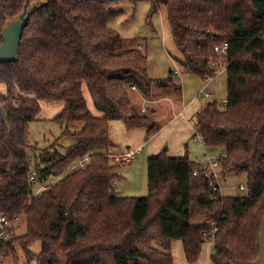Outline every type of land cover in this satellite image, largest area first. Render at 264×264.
Here are the masks:
<instances>
[{
    "label": "trees",
    "instance_id": "trees-1",
    "mask_svg": "<svg viewBox=\"0 0 264 264\" xmlns=\"http://www.w3.org/2000/svg\"><path fill=\"white\" fill-rule=\"evenodd\" d=\"M25 1L0 0V43L2 28ZM140 1L150 3V27L164 9L182 71L206 81L225 68V109L206 103L192 126L206 148L225 155L218 159L221 177L246 176L244 195H219L202 175H193L196 162L165 152L148 158L146 197L114 195L122 165L110 157L109 122L143 129L147 138L161 128L132 99L135 91L151 96L145 54L122 48L123 39L108 26L116 6ZM38 3L17 59L0 64V105L8 119L5 124L0 117V216L26 220L24 235L15 236L13 227L0 240L1 259L17 264L18 246L25 264H173L172 244L180 241L193 264L215 221L210 263L253 264L264 219V0ZM224 44V53L214 50ZM83 86L100 117L89 111ZM53 102L64 105L53 120L75 142L63 156H34L45 165L32 166L28 153L35 149L27 144L26 125L38 119L41 103ZM84 157L89 164L64 174ZM52 180L35 196L36 183Z\"/></svg>",
    "mask_w": 264,
    "mask_h": 264
},
{
    "label": "rangeland",
    "instance_id": "rangeland-1",
    "mask_svg": "<svg viewBox=\"0 0 264 264\" xmlns=\"http://www.w3.org/2000/svg\"><path fill=\"white\" fill-rule=\"evenodd\" d=\"M38 2L39 0H35ZM116 14L108 22L110 29L116 31L123 39L122 48L137 47L143 54H145L148 63V77L152 80L151 96L148 99H144L140 93L132 96L133 102L140 105L144 112L153 115V118L162 125L169 123V117L174 112L179 111L183 106V102L189 101L194 97H197V93L204 87L206 92L212 95L210 99L202 98V96L196 100L203 107L206 103L215 101L218 108L225 109V99L227 95L226 86V74L219 72L216 74L217 79L210 82L209 85L205 81L200 80L196 75L183 72L179 66V60L181 56L177 52L169 25L167 23L164 9H160L156 15L151 19V27L148 26V14L150 11V3L146 1H140L136 4L125 3L114 8ZM223 54L218 55L219 61H223ZM181 72L176 74L169 72V70ZM159 83H166L165 86H160ZM203 88V89H204ZM202 89V90H203ZM83 95L88 98V91L85 86L82 88ZM204 94V93H203ZM205 101H204V100ZM86 100V99H85ZM144 103V106H143ZM57 102L53 103H41V112L38 119L27 123V144L35 149L34 153L29 152L28 158L32 161V166L37 162L40 167L45 165L41 160L35 161L34 156H39L44 153L55 154V156H63L67 153L70 146L74 144V140L63 134L65 128L61 126L53 119L56 115L52 112L55 110H48L49 107L53 108ZM154 111H152V110ZM193 122V116L191 118ZM170 125L165 126V130L162 134L164 138V148H167L169 144L176 141L181 129L176 123L171 122ZM109 135L111 141L114 143V148L111 150V154H118L121 151L126 150L127 146L131 149H135L137 146H141L145 141L146 135L143 129L128 130L122 121L112 120L108 124ZM164 126H161V130ZM71 131L76 127H71ZM194 133V132H193ZM187 145H182V152L185 154V149L188 150V156L190 159L196 158L193 156V151L197 149L200 156L204 150L203 143L200 140L194 142L190 138V142L186 141ZM147 142L145 141V144ZM143 146V145H142ZM148 145L143 146V150L140 152L135 151V157L132 158L131 163L124 164L122 160L117 161L122 167L118 172V180L114 182L113 191L114 195L119 198H142L148 195L147 186V161L150 156ZM142 148V147H141ZM124 164V165H123ZM76 169L69 172V168L66 169L67 173H71ZM55 182V181H54ZM52 181L44 183H36L35 189L41 186H50ZM222 195H244V192L239 190V187L245 188L246 176L228 174L221 179ZM26 231V220L24 217L14 225L13 232L15 236H22ZM18 261L17 264H25V258L21 250L16 246ZM33 249L35 252L39 251V245L36 244ZM212 252V244L206 240L202 247L200 254L193 264H211L209 256ZM171 254L173 257V264H189L184 257L183 249L180 241L174 242L171 248ZM0 264H15L12 259L0 257Z\"/></svg>",
    "mask_w": 264,
    "mask_h": 264
},
{
    "label": "crops",
    "instance_id": "crops-1",
    "mask_svg": "<svg viewBox=\"0 0 264 264\" xmlns=\"http://www.w3.org/2000/svg\"><path fill=\"white\" fill-rule=\"evenodd\" d=\"M170 72H174V71L171 70ZM181 72L176 73V74L178 75ZM219 72L225 73V68L220 69ZM216 79H217V77L215 76L214 78H212V79H210L208 81H205V86L209 85L210 82H212V81H214ZM206 83H208V84L206 85ZM207 87H206V89H207ZM202 89L197 93V97L196 98L198 99V97L200 98L201 96H202V98H204L203 93L204 94L206 93V94L210 95L209 98H207V99H210L212 95L209 93V91L206 92L205 88L203 90ZM84 98L86 99V105H87L89 111L94 116L100 117L101 113H99L95 109L90 95H88L89 99H87L85 95H84ZM196 98L194 97L193 99H190L189 101H186V103L183 102V104H182L183 107L179 111L174 112L173 115L171 117H169V123L168 122L166 123L167 125L171 126L170 123L173 122V120H174V122L176 123L175 125H177V126H173V127H179L181 129L180 134H179V136H178L176 141L172 142V144H169L167 148H164L162 150V147H163V145L165 143V142H163L164 138H162V134H163V132L165 130V126H166V124L162 125V122H161V126H164L162 130L160 129L151 138H147V137L145 138V141L147 142L146 144L148 145L147 150H149L150 156H155V155H157L160 152H165L166 155L169 156V157H180V156L186 155L189 158L187 149H185V154H184V152H182L183 151L182 150V145H185V143L187 145L186 141L190 142V138L192 137V134L194 132V128L192 126L191 118L197 111H199L202 108L200 106V103H198L196 101L197 100ZM63 106H64L63 103H58L53 108L49 107L48 110H55L52 113L54 115H57L63 109ZM143 106H144V103H143ZM145 141L142 142L141 146H137L135 149H131L130 146H127L126 150L121 151L118 154H111V155H114L116 157V160L119 161V160H122L121 159V155H123L127 151H133L134 155L128 161L127 160H122V162L124 164L131 163L132 162V158H134L136 156L135 155L136 154L135 151L140 152L141 150H143V146L144 145L146 146ZM202 151H203V153H201L202 155L200 156L199 151L197 149H195L193 151V156L196 157V158L195 159L194 158H192V159L189 158L191 161L196 162L198 164V166L206 164L204 162V156L205 155H207L209 157H213V158H216L217 156L220 155L218 150H215V149L211 150V149L206 148L205 146H204V150H202ZM209 244H211V242H209Z\"/></svg>",
    "mask_w": 264,
    "mask_h": 264
},
{
    "label": "built area",
    "instance_id": "built-area-1",
    "mask_svg": "<svg viewBox=\"0 0 264 264\" xmlns=\"http://www.w3.org/2000/svg\"><path fill=\"white\" fill-rule=\"evenodd\" d=\"M226 49V44L222 45V47H215L214 50L216 52L219 53H224ZM175 73H179L178 70L174 71ZM210 79H207L206 81H208ZM135 89V88H133ZM204 98H209V94H203ZM226 101V100H224ZM194 142H197V140H200L202 143V134L199 131H195L192 134V137ZM204 145V144H203ZM134 155L133 151H127L126 153H124L123 155H121V159L122 160H129L132 156ZM110 157H113L116 159V157L114 155H110ZM219 157L224 158L225 155L223 153H221L219 156H217L216 158L213 157H209L207 155L204 156V162L206 164L203 165H199V168L195 169L193 171V175L194 176H198V175H202L208 183V186L211 187L214 191H216L217 193H219V195H222V185H221V175H220V167H219ZM90 159L88 157H84L80 160H78L76 163H74L70 168H69V172L76 169H82L84 168L87 164H89ZM36 174L34 172H32V174L30 175V179L34 180L35 179ZM48 186H41L37 191H36V195L37 196L42 190H45ZM239 190L241 192L245 191V188L243 187H239ZM19 217L14 218L13 220H9L8 218H6L5 216H0V240L3 238L7 237V232L9 229L13 228L14 225L16 224L17 221H19ZM219 225L217 224V222L213 221L210 223V230L209 233L206 235L207 239L209 242H212L213 239L215 238L217 231H218Z\"/></svg>",
    "mask_w": 264,
    "mask_h": 264
},
{
    "label": "water",
    "instance_id": "water-1",
    "mask_svg": "<svg viewBox=\"0 0 264 264\" xmlns=\"http://www.w3.org/2000/svg\"><path fill=\"white\" fill-rule=\"evenodd\" d=\"M43 3L34 2L31 0H26L22 10L11 20H9L1 30L0 43V64L10 63L17 59L18 49L22 37L23 30L27 25L30 16L34 11ZM171 70H169L170 72ZM166 83H159L160 86H165ZM153 111V110H152ZM0 117L3 123H7L8 119L4 112V109L0 105ZM259 255L253 264H264V219L261 222L260 232H259ZM60 264H67L65 261L60 262Z\"/></svg>",
    "mask_w": 264,
    "mask_h": 264
}]
</instances>
